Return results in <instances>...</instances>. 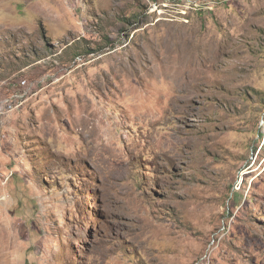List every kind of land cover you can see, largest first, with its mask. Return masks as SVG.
<instances>
[{
    "label": "rangeland",
    "instance_id": "rangeland-1",
    "mask_svg": "<svg viewBox=\"0 0 264 264\" xmlns=\"http://www.w3.org/2000/svg\"><path fill=\"white\" fill-rule=\"evenodd\" d=\"M0 264H264V0H0Z\"/></svg>",
    "mask_w": 264,
    "mask_h": 264
}]
</instances>
